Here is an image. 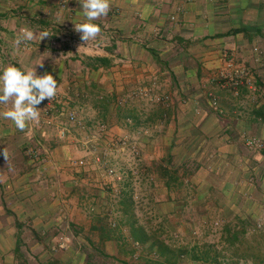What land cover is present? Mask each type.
<instances>
[{"label":"crops","instance_id":"crops-1","mask_svg":"<svg viewBox=\"0 0 264 264\" xmlns=\"http://www.w3.org/2000/svg\"><path fill=\"white\" fill-rule=\"evenodd\" d=\"M171 15L178 24L169 23ZM81 22L78 0H0V69L50 73L60 93L75 94L77 86L81 93L88 84L107 89L110 79L111 101L153 86L170 97L169 127L161 131L169 144L162 158L173 175L165 178L167 188L183 182L210 210L260 211L264 157L249 152L244 140L264 139V0H111L107 16L94 22L118 31L123 41L96 52H78L81 34L74 24ZM24 28L52 35L17 47ZM98 57L107 66L89 65ZM241 72L249 76L241 78ZM210 94L221 114L205 105ZM72 101L68 108L81 113L82 103ZM33 126L20 131L0 118V264H153L118 230L108 229L102 214L87 219L81 206L88 194L61 190V177L36 179L27 162L19 163L21 138ZM110 130L121 132L114 125ZM204 167L212 172H202Z\"/></svg>","mask_w":264,"mask_h":264},{"label":"rangeland","instance_id":"rangeland-1","mask_svg":"<svg viewBox=\"0 0 264 264\" xmlns=\"http://www.w3.org/2000/svg\"><path fill=\"white\" fill-rule=\"evenodd\" d=\"M87 78V82L92 79L90 75ZM102 78L107 82V76ZM111 81L108 80L107 89L90 88L88 84L85 87L89 88L81 93L78 86L75 94L66 90L64 93L69 99L62 96L64 93L58 92L56 96L66 105L77 99V102L82 103L81 113L77 112V115L86 124L85 129L68 126L69 134L60 139L56 128L42 125L41 120L34 122L31 132L21 138L23 149L19 163L26 165L27 162L26 167L31 168L36 179L61 177L64 179L61 190L65 187L75 188L88 194L81 206L87 219L90 220L91 215L97 212L102 214L103 223L108 229L118 230L124 240L134 244L135 251L141 249L153 264L163 263L164 255L171 257L176 264H222L225 257L230 256V251L225 250L227 242L224 234L227 227L233 229L236 223L246 220L252 238L253 234L258 236L264 233V226L260 230L255 229L259 220L264 225V207L259 208L261 212L250 208L241 215L236 211H215L208 208V202H202L201 195L194 197L197 192L189 194V188L183 182L176 183L174 190L168 189L165 178L172 181L173 175L170 174L168 159L162 158L169 144L168 137H163L167 135L161 131L167 132L169 127L170 97L161 95L150 85L133 91L129 98L119 96L111 101L108 92L112 87L110 85L114 86ZM139 90L145 92L134 95ZM212 98L217 110L210 106ZM207 101L205 105L211 111L221 114L220 105L213 95L210 94ZM93 109H98L99 118H96ZM199 110L201 108L196 112L200 113ZM101 123L107 125L105 134L95 130V126ZM113 125L121 132H112L110 129ZM94 133L98 134L99 139L95 150L84 144ZM124 138L136 141L138 155L129 149L120 150L119 143ZM30 147L38 152L34 162L25 156L26 149ZM248 151L264 157L262 152ZM99 155L103 164L95 161ZM43 159L47 161L44 163ZM77 159H84L86 165L74 167L73 163ZM107 167H112L122 180L116 181L115 176L109 175ZM262 167L259 168L264 169ZM204 171L212 172L208 167H204ZM52 186L59 187L56 181H53ZM132 227L139 230L136 236L142 242L137 243L131 236ZM160 252L164 253L163 256ZM194 257L199 260H192Z\"/></svg>","mask_w":264,"mask_h":264},{"label":"clouds","instance_id":"clouds-1","mask_svg":"<svg viewBox=\"0 0 264 264\" xmlns=\"http://www.w3.org/2000/svg\"><path fill=\"white\" fill-rule=\"evenodd\" d=\"M82 8L84 22L75 23L74 30L80 33L84 42L78 48L87 47L97 40L101 27L94 21L107 16L111 8V0H78ZM47 30L34 31L29 28L21 29L14 44L18 47L23 42L39 39L42 41L51 36ZM86 45V46H85ZM38 65L42 66V62ZM58 93V82L50 73L37 75L35 68L25 70L15 65H7L0 69V118L10 120L15 128L24 131L30 122H37L40 109L37 107L45 99L51 101ZM5 160L8 154L3 150Z\"/></svg>","mask_w":264,"mask_h":264},{"label":"built area","instance_id":"built-area-1","mask_svg":"<svg viewBox=\"0 0 264 264\" xmlns=\"http://www.w3.org/2000/svg\"><path fill=\"white\" fill-rule=\"evenodd\" d=\"M184 1L189 2L190 0H184ZM60 6L62 9L67 8V4L64 2H61ZM179 10H181V9H179ZM168 20H169V23H173V24L177 23L178 24L177 18L174 15H171ZM72 41L77 44V36L74 37L72 39ZM122 41H123V35L121 33H119L116 30L109 29V28H103L101 30V34L97 38V40L94 42H91L87 47H83V49H89V50L94 51V52L104 51L109 47H114V46L116 47ZM83 43L84 42H82L81 40L78 41V44H80V46ZM75 53L77 56V45H76ZM229 61L231 62V60H229ZM238 76L241 78H246L249 76V74L247 72H241L238 74ZM144 92L139 90L134 95H136V96L142 95ZM211 100H212V101H210L211 108L214 110H217L216 109V102L214 101L213 98ZM40 113H41V119L40 120H41L42 125H44L46 127L56 128L58 138H60V139H63L67 134H69L68 126H75L79 130H84L86 127V124L84 123V121H82L81 118L77 115V111L74 109L68 108V105L62 103L57 96L54 99H52L51 101H49L48 99H45L40 104ZM59 120H60V122H59ZM61 120H64L65 122L63 123V122H61ZM127 122H129V120ZM260 124L264 125V119L260 120ZM91 125H93V124H91ZM107 129H108L107 125H105L104 123L97 124L95 126V130H97L98 133L100 132L102 134H105L107 132ZM98 140H99L98 134L94 133V134H91L89 141L84 143V144L88 145L89 148L95 150ZM244 145L247 149H251V150H255V151L264 153V139L246 138L244 140ZM119 146H120L121 151H125L126 149H129L131 151V153H133L134 155L139 154L137 143L134 140L124 138L123 140L120 141ZM37 155H38L37 149H35L34 147H30V148L26 149V151H25V156L29 160H31V162L35 161ZM100 157H101L100 155L96 156L95 161L98 164H103L104 161H102ZM46 161H47V159H43L42 162L45 163ZM85 165H86V161L84 159H77L73 163V166L77 167V168H82ZM38 168H37V170H38ZM107 173L111 176H115L116 181L122 180V177L119 174L115 173V170L112 167H107ZM262 226H264V225H262V221L259 220L255 224V229L259 230L262 228Z\"/></svg>","mask_w":264,"mask_h":264},{"label":"trees","instance_id":"trees-1","mask_svg":"<svg viewBox=\"0 0 264 264\" xmlns=\"http://www.w3.org/2000/svg\"><path fill=\"white\" fill-rule=\"evenodd\" d=\"M89 65L92 67L107 66V60L105 58H91ZM248 223L246 220L236 223L232 228L227 227L224 238L227 242L226 251H230V256L225 257L222 264H241L245 262L246 264H264V233L256 236L248 232ZM260 230V229H259ZM139 231V230H138ZM134 227L130 229L131 236L139 243L136 233L138 232ZM153 246H151V249ZM163 252L160 255L163 256ZM163 263L160 264H176L175 260L171 257H166L165 255ZM192 260H199L194 257ZM249 262V263H248Z\"/></svg>","mask_w":264,"mask_h":264}]
</instances>
